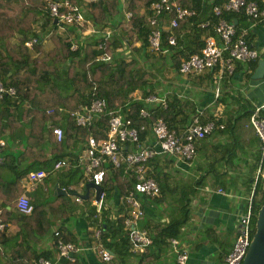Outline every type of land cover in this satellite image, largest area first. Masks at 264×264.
Listing matches in <instances>:
<instances>
[{
	"label": "trees",
	"instance_id": "obj_1",
	"mask_svg": "<svg viewBox=\"0 0 264 264\" xmlns=\"http://www.w3.org/2000/svg\"><path fill=\"white\" fill-rule=\"evenodd\" d=\"M53 1L62 4L59 15L67 12L65 3H70L84 11L87 22L82 25L55 22L49 14L46 0H0V83L6 89L14 90L13 94L5 93L0 99V139L7 140L8 136L24 141L23 152L15 156L13 162V156L5 153L6 141L0 150V167L8 168L11 177L5 179L0 176V189L4 191L0 203V224L3 225L0 230V264H35L40 257L54 261L58 257V241L75 244L72 235L63 228L53 231L47 210L34 205L20 191L21 180L32 171L19 166L21 160L32 154V150L43 151L47 144L55 145L59 158H63L67 155L66 149L85 143L90 132L100 136L99 133L104 130L98 127V123L90 126L76 123L73 115L79 108L89 106L97 98L105 99L108 110H118L131 121L130 125L138 130L141 141L153 136L151 125L157 118L163 119L167 127L179 135L197 115L202 123L214 121L220 125V121L211 115L204 118L195 103L181 97L179 89L182 86L178 89L168 87L171 86L169 80L178 79V74L181 75L180 63L199 53L204 44L201 36L214 35L213 25L219 17L212 9L221 6L222 0H176L180 6L194 10L195 15L178 20L174 29L175 46H168L167 20L161 18V48L168 49L164 54L148 48L147 38L151 30L149 6L155 0H126L125 6L121 0ZM125 12L130 16L126 17ZM223 18L234 22L238 28L245 17L242 13H223ZM207 20L211 25L201 28L199 24ZM38 21L42 22L37 24ZM33 23L39 26L38 29L32 26ZM89 27L93 28V32L86 33ZM30 38H35V41L28 47L25 42ZM123 49H128V53H121ZM99 56L109 57V61L98 60ZM244 66L247 67L238 62L235 69L243 71ZM256 66L257 61L249 63L247 78L252 77ZM166 69L170 72L164 75ZM210 71L207 79L212 78L216 69ZM168 89L171 91L166 92ZM151 95L164 98L166 105L148 102L146 98ZM240 108L242 111L236 121L246 119L249 123L254 108L249 110L251 106L246 105ZM142 109L148 112L147 117L140 114ZM259 114L264 115V109ZM53 128H59L62 136L57 138ZM169 158L168 161H178L174 156ZM257 159L258 166L263 170L264 154L261 150ZM55 160L57 157L52 156L45 160V164ZM152 162L156 166L152 175L159 193L152 197L139 196L144 213L142 217L146 218L138 224L147 231L150 244L136 252L132 250L130 230L124 224L127 204L123 202L114 211L111 209L113 196L124 197L132 189L134 180L122 168L115 169L110 164L106 166L101 185L104 193L101 217L98 220L93 206H90L88 215L91 219L89 237H93V227L98 226L105 248L112 253V259L106 264H176L171 240L180 242L182 239V229L190 219L189 195H193L194 191L188 179L180 186L171 184L172 176L162 169L158 158L155 157ZM47 168L44 170L48 171ZM199 181L200 178L197 183ZM252 185L254 226L257 211L264 205V180L260 174ZM167 187L172 189L169 194L178 190L175 207L170 210L167 219L148 218L145 209L149 204L161 206L168 193ZM22 195L28 197L33 205L28 215L16 209V199ZM158 215L153 212L151 216ZM10 223L16 226V231L8 228ZM48 234L52 236V248L42 249V241ZM76 254L73 260L60 258L58 264H82Z\"/></svg>",
	"mask_w": 264,
	"mask_h": 264
},
{
	"label": "crops",
	"instance_id": "obj_2",
	"mask_svg": "<svg viewBox=\"0 0 264 264\" xmlns=\"http://www.w3.org/2000/svg\"><path fill=\"white\" fill-rule=\"evenodd\" d=\"M238 26V30L246 31L248 43L262 55L264 53V21L255 22L245 17ZM186 34L187 31L184 36ZM205 36L201 38L204 39ZM249 63H243L247 65V67L244 66L243 71L235 69L233 74L223 75L220 79L214 71L212 78L207 79V73L212 71H206L192 76L178 74V79L169 80L171 86L168 88L178 89L182 86L179 89L181 97H187L195 103L198 112L204 118L211 115L223 126V128L215 129L206 138L195 142V155L189 161H168L171 158L165 155L156 157L162 169L170 172L171 184L180 186L187 179L189 183L190 181L192 183L191 189L194 194L189 195L190 219L182 229L183 235L179 242L188 254L186 264L224 263V257L236 237L238 217L245 211L251 196L252 182L254 183L259 177V168L261 178H264V169L262 170L257 164V157L261 150L259 139L246 119L236 121L242 111L240 106H251L249 108L251 110L264 105V79L256 80L246 77L250 73ZM199 76L202 78L199 79ZM216 88L219 90L217 96ZM170 91L171 89H168L166 92ZM7 138L4 140L6 141L5 153L13 156V162L14 157L23 152L24 141L18 137L7 136ZM149 140L152 144L156 142L153 136ZM84 149V142L69 149L72 150L70 153L66 149L67 155L63 158H59L60 154L58 155L59 152L53 144H47L40 152L32 150L30 156L21 160L19 168H28L29 171H33L48 167V171L44 170L47 176L34 185H31L25 177L21 180L19 189L30 198L34 205H40V208L47 210L53 231L61 227L72 235L74 243L81 248L77 254L82 264H106L98 258L95 250L89 248L94 244L95 230L93 229V237L90 238L88 233L91 231V219L88 215L92 201L97 197V190L93 187L87 188L89 181L84 166L75 167L74 155L82 154ZM52 156L57 157V160L46 165L45 160ZM65 158L71 165L54 170V163ZM106 166L107 164H105V171ZM8 171V168L0 167V176L5 179L11 178ZM199 178L200 181L197 183ZM165 189L168 193L161 206L147 204L145 215H148V218L167 219L170 210L175 207L178 190L169 194L172 189L170 187ZM3 192L0 189V203H2L1 196H4ZM78 196H81L82 202L75 201V197ZM123 202L121 195H114L111 201L112 211ZM6 208L10 209V206L6 205ZM153 212L159 215L151 216ZM142 218L138 221L139 225ZM8 228L16 231L14 224H8ZM41 248H52L51 234L43 239Z\"/></svg>",
	"mask_w": 264,
	"mask_h": 264
},
{
	"label": "built area",
	"instance_id": "obj_3",
	"mask_svg": "<svg viewBox=\"0 0 264 264\" xmlns=\"http://www.w3.org/2000/svg\"><path fill=\"white\" fill-rule=\"evenodd\" d=\"M125 6L126 0H121ZM49 14L56 21L66 24L82 25L87 22L84 11L65 3L67 12L59 15V9L62 4L58 1L46 0ZM214 15L219 17L216 24L213 25L214 35H208L204 38V44L199 53L192 54L180 63L179 73L183 75H199L203 72L216 69L218 78L223 75L233 74L235 62L249 63L260 59L261 54L252 47L246 40V31L237 30L234 22H229L223 18V13H242L244 17L255 22L264 21V0H222L221 6H215L212 9ZM195 15V11L180 6L176 0H155L149 6L148 23L151 26L148 35V48L155 53H166L167 48H161L162 29L160 26L161 18L167 20L168 46L176 45V35L174 29L178 25L179 19L190 18ZM125 16L130 14L125 12ZM211 25L210 20L199 24L201 28H207ZM35 38H30L25 45L31 47ZM76 48V45L72 46ZM98 60L109 61V57L99 56ZM264 79V75H263ZM218 88L215 89V95H218ZM13 94V88L6 89L0 83V99L3 94ZM148 102H159L165 106V99L153 95L146 98ZM264 109V105L254 108L249 117V123L253 128L260 142L262 154H264V115L259 112ZM73 114V113H72ZM140 114L148 116V112L141 110ZM75 121L81 126H90L98 123V127L104 130L95 136L89 133L85 149L82 154L76 157L75 167L84 166L88 177V183L95 186H101L105 177V164H110L115 169L122 168L124 173L133 178L132 189L122 197L127 204L128 213L124 224L129 228L132 250L136 252L150 244V237L145 229L138 226L139 219L143 216V208L139 196H156L159 193V187L154 180L152 173L156 166L152 160L158 155L174 156L177 160L189 161L195 155V142L209 136L215 129L223 128L222 125L215 124L214 121L202 123L199 116H195L182 134H177L175 130L169 129L165 121L157 118L151 125V131L156 142L141 141L138 130L132 127L131 121L125 119L118 110H108L105 99H95L89 106L79 108L74 113ZM106 116V119L102 117ZM142 129L144 127H141ZM52 132L57 138L62 136L59 128H53ZM5 144L0 139V150ZM68 159H61L54 163L53 169L58 170L68 167ZM260 174V168L258 169ZM47 176L44 170L32 171L27 179L31 185L43 180ZM219 191H222L219 189ZM252 195V194H251ZM250 196L246 209L241 213L237 220V232L234 243L230 251L224 257L223 264H240L249 246L253 234V209ZM81 196L75 197V201L82 202ZM103 190L98 197L92 201L98 220L103 207ZM16 209L18 212L28 215L33 210V205L28 197L22 195L16 199ZM3 225L0 224V230ZM57 235V232H55ZM101 230L97 226L94 232V244L89 246L91 250L97 252L98 258L102 262H109L112 259V253L105 248L101 239ZM173 251L176 254V264H186L187 251L179 245L176 239L171 240ZM81 248L73 243L58 241V257L51 261L40 257L35 264H58L60 258L74 259V254Z\"/></svg>",
	"mask_w": 264,
	"mask_h": 264
},
{
	"label": "water",
	"instance_id": "obj_4",
	"mask_svg": "<svg viewBox=\"0 0 264 264\" xmlns=\"http://www.w3.org/2000/svg\"><path fill=\"white\" fill-rule=\"evenodd\" d=\"M56 22V20H55ZM264 75V53L258 60L257 66L252 74L253 79H262ZM93 187L97 190V197L102 191L101 186L87 183V188ZM240 264H264V205L256 214L254 232L252 234L247 251Z\"/></svg>",
	"mask_w": 264,
	"mask_h": 264
},
{
	"label": "rangeland",
	"instance_id": "obj_5",
	"mask_svg": "<svg viewBox=\"0 0 264 264\" xmlns=\"http://www.w3.org/2000/svg\"><path fill=\"white\" fill-rule=\"evenodd\" d=\"M41 22H42V21H38L37 24H39V23H41ZM37 24L35 25V24L33 23L32 26L35 27L36 29H38L39 26H38ZM91 32H93V28H92V27H89L88 30L86 31V33H91ZM126 50H128V49H123V51H122L121 53H123L124 55L127 54L128 52H127ZM142 65H146V63H142ZM168 72H170V70H167V69H166V70L163 71V74L165 75V74L168 73ZM169 75H171V74H169ZM262 178H263V177H262ZM263 179H264V178H263Z\"/></svg>",
	"mask_w": 264,
	"mask_h": 264
}]
</instances>
